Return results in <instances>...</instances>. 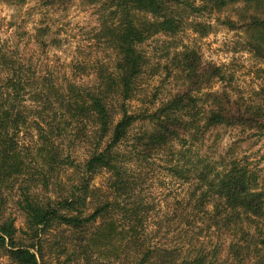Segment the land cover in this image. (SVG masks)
<instances>
[{
	"label": "trees",
	"instance_id": "trees-1",
	"mask_svg": "<svg viewBox=\"0 0 264 264\" xmlns=\"http://www.w3.org/2000/svg\"><path fill=\"white\" fill-rule=\"evenodd\" d=\"M40 1L68 10L79 0ZM83 1L97 16L94 42L105 59L74 62L63 77L43 74L0 40V257L11 264H48V257L79 264L95 255L121 264H264L260 170L238 155L236 142L218 158L203 148L223 129L264 137V0ZM211 16L243 32L244 49L263 65L254 97L194 45L169 55L170 96L146 93L144 78L158 71L145 46L187 31L207 37L213 25L200 18ZM46 31L35 35L43 49L56 43ZM158 163L188 188L171 218L153 223L147 185ZM104 173L106 189L95 185ZM172 223L181 224L180 235L194 234L185 247L156 241Z\"/></svg>",
	"mask_w": 264,
	"mask_h": 264
},
{
	"label": "rangeland",
	"instance_id": "rangeland-1",
	"mask_svg": "<svg viewBox=\"0 0 264 264\" xmlns=\"http://www.w3.org/2000/svg\"><path fill=\"white\" fill-rule=\"evenodd\" d=\"M41 3L40 0H28L25 5L18 7L0 2V40L12 49L17 48L19 55L33 58L37 71L43 74L52 72L63 77L71 73V65L75 64L74 62L105 59L104 54H108L95 46L94 37L98 23L91 6L79 0L68 10H63L43 7ZM200 20L213 25V30L207 37L202 38L193 31H187L176 40L162 36L145 46L152 65L157 69L155 71H158L154 77L150 72L144 78L146 93L150 95L157 92L159 101L167 99L175 89V81L167 79L165 70L169 55L174 53V47L183 48L184 45H194L201 51L203 60L224 66L229 74H233L234 82L242 93L254 97V93L259 91L262 84L258 71L263 65L244 49V33L231 31L218 24L214 16L200 18ZM45 28L47 29L46 39L56 43L54 46L43 49L36 43L35 35L39 29ZM158 63L164 65L159 67ZM220 86L221 84H217L216 89ZM138 104L134 101L132 105L136 107ZM217 133V136L207 140L203 147L204 151L211 157L218 158L229 148V145L236 142L234 148L238 155L247 156L252 167H258L264 184V137H256L233 129L229 131L223 129ZM159 163L157 165L160 166L153 168L151 174L153 178L147 185V187L150 185L147 190V202L153 203L155 207L153 223L170 219L175 212L176 201L181 199L188 188H182L179 182L166 177L162 168L163 164ZM108 178L107 173L98 175L95 178V185L106 189ZM5 208L6 212L16 219L17 227L24 228V217L14 203L9 202ZM180 227L181 224L172 223L170 228L163 230L162 238H157L156 241L166 242L167 247H185V244L188 245L191 242L194 234L180 235ZM212 241L216 240L212 239ZM48 262V264H55L53 257H48ZM0 264H11V262L6 257H0ZM79 264L121 263L111 261L108 256L95 255L91 261L80 260Z\"/></svg>",
	"mask_w": 264,
	"mask_h": 264
}]
</instances>
